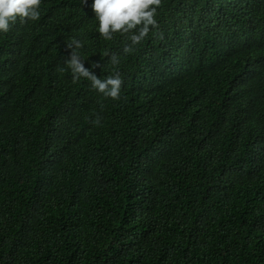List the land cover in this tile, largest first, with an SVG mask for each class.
Here are the masks:
<instances>
[{"label":"trees","instance_id":"1","mask_svg":"<svg viewBox=\"0 0 264 264\" xmlns=\"http://www.w3.org/2000/svg\"><path fill=\"white\" fill-rule=\"evenodd\" d=\"M91 3L0 32V264H264V0H161L130 54Z\"/></svg>","mask_w":264,"mask_h":264},{"label":"clouds","instance_id":"2","mask_svg":"<svg viewBox=\"0 0 264 264\" xmlns=\"http://www.w3.org/2000/svg\"><path fill=\"white\" fill-rule=\"evenodd\" d=\"M42 0H0V32L7 33L17 19L21 23L26 20L36 21L40 18L39 8ZM86 0H83V4ZM161 5V0H92L91 9L98 21V32L105 40H112L115 33L127 35L131 41L123 48L125 54L132 53L134 46L147 38L151 28H157L156 20L157 7ZM131 35H128L130 34ZM83 47L81 41L72 38L66 45L70 49L69 55L65 59L67 68L71 70L73 82L85 78L91 83V87L103 94L104 97L113 100L120 99V90L123 79L120 72L101 79L94 69L100 67L99 62H92L86 68L77 49ZM105 55H108L105 52ZM112 65H119L120 58L113 53L110 56ZM59 71H65L60 68ZM101 117L97 114L91 121L99 125Z\"/></svg>","mask_w":264,"mask_h":264}]
</instances>
